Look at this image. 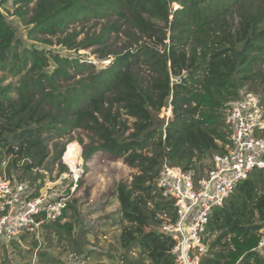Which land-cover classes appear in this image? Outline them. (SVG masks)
I'll return each instance as SVG.
<instances>
[{"label": "trees", "instance_id": "trees-1", "mask_svg": "<svg viewBox=\"0 0 264 264\" xmlns=\"http://www.w3.org/2000/svg\"><path fill=\"white\" fill-rule=\"evenodd\" d=\"M169 1L36 0L25 22L32 33L53 35L70 22L101 19L110 10L135 30L127 33L134 43L141 37L149 40L134 51L131 43L124 52L113 51L110 64L96 69L91 62L35 45L18 50L20 41L4 13L5 5H17L14 12L23 18L31 0H0V68L17 73L29 64V74L15 88L16 97L6 93L10 85L0 87V150L5 148L12 156V167L23 160L22 170L29 173L43 166L47 141L80 128L91 134L82 150L84 161L104 151L137 167L130 183L115 185L118 212L127 222L119 245L138 250L152 264H174L169 239L155 230L161 223L159 215L171 208V200L161 198L154 184L163 159L187 169L194 164L193 157L200 160L224 151L225 105L246 83L258 82L264 102V70L255 68L264 62V0H172L173 6L180 5L173 11ZM107 28L119 31L118 22ZM75 36L69 34L58 43L79 49L101 42L99 36L75 43ZM140 56L155 73L148 85L132 69ZM50 61L51 70L46 69ZM83 71L85 76L58 83ZM171 77H182L181 82ZM114 104L134 119L127 135V120L117 108L113 110ZM168 104L171 115L162 129L157 115ZM149 142L153 149L146 155L141 150ZM61 152L63 147L57 155ZM65 170L61 165L60 172ZM68 208L74 212L75 202ZM66 209L53 225L69 234L72 224L60 223ZM263 228L264 169H258L211 211L204 239L207 251L199 264H264V247L256 250Z\"/></svg>", "mask_w": 264, "mask_h": 264}, {"label": "rangeland", "instance_id": "rangeland-1", "mask_svg": "<svg viewBox=\"0 0 264 264\" xmlns=\"http://www.w3.org/2000/svg\"><path fill=\"white\" fill-rule=\"evenodd\" d=\"M36 0H31L26 7V14L23 18L15 14L17 5L8 3L5 5L4 13L7 20L15 27L17 39L20 41L17 49L22 50L23 47L30 48L32 45L51 53H59L70 57H78L85 62H98L106 59L109 63L113 59L114 52H124L126 46L131 43L132 51L144 41H149L145 37H141L138 43H134L127 33L134 32V29L128 28V24L123 19L109 10L108 14L101 19L77 20L66 25L62 32H56L53 35H45L41 33L30 32L31 25H27L26 19L32 14V9ZM176 6L175 8H179ZM174 8V9H175ZM172 11L174 10L171 8ZM234 26L238 23L236 15L233 16ZM171 18V17H170ZM118 22L119 31L107 28L111 23ZM75 43L86 41L87 39L97 40L101 36V42H96L88 48H72L67 49L59 40L69 34H74ZM136 33H138L136 31ZM169 32H167V37ZM38 39V40H37ZM42 39H48L51 44L42 42ZM166 44L169 40L164 41ZM163 49V46L158 45ZM114 51V52H113ZM101 55L105 56L101 58ZM104 63L103 65H106ZM103 65L95 64L96 69L104 68ZM29 64L20 69L19 72L10 71L9 67L0 68V87L10 85L6 91L10 96L16 97V86L22 76L29 74L27 72ZM54 67L52 61L46 69L51 70ZM264 70V62H257L255 68ZM133 71L137 74L143 85H148L151 78L155 75L152 67L138 58L132 65ZM86 71L76 74L72 80L59 79L58 83L65 85L85 76ZM186 76V72H182V77ZM178 77H171L177 79ZM258 82L246 83L239 91H250L262 97ZM169 105V104H168ZM162 107L157 115L161 121V128L167 124L171 115V106ZM118 109L120 116L127 120V126L124 135L131 132L133 118L127 116L121 107L114 104L113 110ZM90 132L76 128L60 138H51L47 141L48 156L43 162V166L33 169L29 173L23 172V160L17 161L15 167L10 164L12 156L5 152V148L0 150V172L10 173L18 178L29 179H47L60 182L57 186L65 194L69 190V177H64L67 173V166L62 163L63 152L72 145H76L81 151V174L77 182L75 191L69 198V203L75 202V211L70 208L66 209V216L60 220V223L70 222L72 229L69 234L64 231L57 230L53 224H43L38 235L29 234L20 236L7 243H0V264H61V259L66 252H71L78 259H86L89 264H152L146 256L139 253L138 250L132 249L127 251L119 245V237L127 222L122 221L118 212V202L116 199L115 185L117 182L123 181L130 183L133 176L138 174V168L129 166L123 157H117L104 151H96L91 157L84 161L82 158V150L86 144L90 142ZM164 138V136L162 137ZM70 143V144H69ZM63 147L60 155L58 151ZM153 149L152 142H149L141 151L146 155H151ZM192 167L197 173L204 172L210 165L211 156H205L198 160L197 157L192 158ZM65 165L66 170L60 172V166ZM37 174V175H36ZM36 177L34 178V176ZM33 178V179H31ZM155 230L159 232V227ZM264 231V230H263ZM107 238H103V236ZM213 236L210 238V240Z\"/></svg>", "mask_w": 264, "mask_h": 264}, {"label": "built area", "instance_id": "built-area-1", "mask_svg": "<svg viewBox=\"0 0 264 264\" xmlns=\"http://www.w3.org/2000/svg\"><path fill=\"white\" fill-rule=\"evenodd\" d=\"M173 3L169 1L174 9ZM111 61L107 63L104 59L93 65L107 63L103 65L106 67ZM181 78L173 80L179 83ZM223 122L227 131L224 151L212 154L204 172L197 173L193 167L184 169L165 158L154 180L161 198L171 200L170 210L159 215V232L170 241L169 253L174 264L200 263L207 251L204 239L211 211L222 206L235 186L249 178L253 171L264 169V102L261 97L254 92H241L225 105ZM62 163L68 168L64 177H69L70 181L65 194L58 189V181L39 178L31 181L0 172V243L23 235H38L43 224H53L62 216L82 172L81 162L72 168L62 157ZM263 230L259 231L256 250L264 247ZM61 264L89 263L68 251Z\"/></svg>", "mask_w": 264, "mask_h": 264}, {"label": "bare ground", "instance_id": "bare-ground-1", "mask_svg": "<svg viewBox=\"0 0 264 264\" xmlns=\"http://www.w3.org/2000/svg\"><path fill=\"white\" fill-rule=\"evenodd\" d=\"M80 151L76 145H72L63 152V160L65 163L74 168L81 162Z\"/></svg>", "mask_w": 264, "mask_h": 264}]
</instances>
